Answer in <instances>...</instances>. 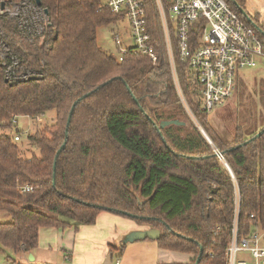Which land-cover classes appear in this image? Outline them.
Segmentation results:
<instances>
[{"label":"trees","instance_id":"16d2710c","mask_svg":"<svg viewBox=\"0 0 264 264\" xmlns=\"http://www.w3.org/2000/svg\"><path fill=\"white\" fill-rule=\"evenodd\" d=\"M39 1L48 16L42 38L0 13V41L17 59L11 72L0 61V129L55 113L27 136L29 154L19 137L0 133V210L11 216L0 223V252L28 254L41 227L91 225L107 210L158 230L157 245L192 255L190 264H225L235 187L239 235L264 233V123L237 125L232 139H222L176 45L181 91L212 144L206 140L180 102L154 0H145V13L156 65L132 53L118 61L98 46L97 29L123 18L102 0ZM228 2L264 42V24L245 0ZM123 248L111 244L112 257Z\"/></svg>","mask_w":264,"mask_h":264},{"label":"built area","instance_id":"2783aa9c","mask_svg":"<svg viewBox=\"0 0 264 264\" xmlns=\"http://www.w3.org/2000/svg\"><path fill=\"white\" fill-rule=\"evenodd\" d=\"M102 3L112 13L126 16L131 30L130 43H125L118 32L113 34L116 51L112 56L121 61L127 53H132L147 57L155 65L158 55L148 30L145 0H102ZM154 3L174 85L190 116L193 117L181 91L174 60L176 45L181 59L189 60L195 71L202 89L201 106L207 114L232 96L237 69L255 68L258 58L264 61V42L258 37L256 26L243 17L245 14L242 16L234 10L228 0H154ZM200 130L211 143L204 130ZM213 151L223 160L217 148ZM223 163L230 171L229 166ZM20 189L21 192L29 191L30 187L22 186ZM234 206L225 264H264V233L256 229L248 237H241L238 194L234 196ZM239 252H249L253 261L237 260ZM0 264L25 263L20 257L12 259L0 252Z\"/></svg>","mask_w":264,"mask_h":264},{"label":"rangeland","instance_id":"374dc122","mask_svg":"<svg viewBox=\"0 0 264 264\" xmlns=\"http://www.w3.org/2000/svg\"><path fill=\"white\" fill-rule=\"evenodd\" d=\"M1 3L5 4V10H3L7 14L18 18L21 27L27 34L30 36L37 34L42 38L41 33L48 21V16L46 15L45 9L37 4L38 2L35 3L33 0H24L22 2L14 3L11 0H1ZM3 10L0 8V13H2ZM116 32L120 34L125 43H130L129 37L131 30L129 20L126 16H123V18L109 25L101 26L96 31L98 46L104 52L111 55H115L116 51V46L113 40V34ZM164 46L167 54L165 43ZM167 58L169 64L168 54ZM0 61L6 68L7 72H11L13 70V66L17 62V59L9 52L6 44L2 41H0ZM257 62V66L255 68L236 70L235 89L232 96L221 106L216 107L212 112L207 114V120L215 128L218 135L224 140L232 139L234 135V128L237 125L243 126L246 129H251L252 127L259 128L260 126L257 125L264 123V64L261 58H258ZM150 63L152 64L151 61ZM157 63L158 59L156 64ZM54 118L55 113L53 111H50L46 115L36 119L28 116L17 119L15 118V125H13L10 129H0V133L5 132L12 136H18L20 140L17 142H22V147L25 149L26 153L29 154L34 147L27 139V136L29 134H33L36 130L41 129L45 124L52 123ZM191 118L200 130L202 127L199 126L198 121L192 116ZM236 188L237 187L234 188V196L238 194ZM10 221V214L6 211L0 210V223ZM23 256L24 254H9V257L12 259ZM237 260L252 262L253 257L249 252H239ZM21 261L25 263L27 260L26 258H22ZM34 264H38L37 261H35Z\"/></svg>","mask_w":264,"mask_h":264},{"label":"crops","instance_id":"0c3cea01","mask_svg":"<svg viewBox=\"0 0 264 264\" xmlns=\"http://www.w3.org/2000/svg\"><path fill=\"white\" fill-rule=\"evenodd\" d=\"M245 9L264 24V0H245ZM144 229L148 227L107 210L100 211L91 225L41 227L37 246L31 251L34 261L26 259L25 264L190 263L192 255L162 249L153 239H126L129 233ZM111 244H124L122 253H115V258L109 250ZM26 257L28 254L20 259Z\"/></svg>","mask_w":264,"mask_h":264},{"label":"water","instance_id":"95a60500","mask_svg":"<svg viewBox=\"0 0 264 264\" xmlns=\"http://www.w3.org/2000/svg\"><path fill=\"white\" fill-rule=\"evenodd\" d=\"M38 4H39V0H37ZM1 10L4 9V4L1 3V6H0ZM45 12H47V10L45 9ZM263 64H264V61H263ZM70 115L71 113L69 114V118H68V121L70 119ZM164 123H177L176 120H173V121H165V122H162L161 123V126L164 125ZM260 132L257 133V135H259ZM151 238V239H157L159 237V231L158 230H155V229H144V230H137V231H133L131 233H129L127 235V238L126 239H130V240H134V239H144V238ZM28 260L33 262L34 261V256L32 255L31 252L28 253Z\"/></svg>","mask_w":264,"mask_h":264}]
</instances>
